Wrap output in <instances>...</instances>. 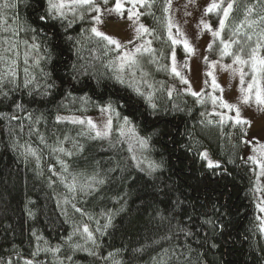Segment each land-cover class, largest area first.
Listing matches in <instances>:
<instances>
[{"label":"trees","instance_id":"obj_1","mask_svg":"<svg viewBox=\"0 0 264 264\" xmlns=\"http://www.w3.org/2000/svg\"><path fill=\"white\" fill-rule=\"evenodd\" d=\"M7 2L16 7H0V264H264V175L243 158L246 126L207 93H168L169 0L141 8L167 72L153 63L148 77L140 59L132 65L152 83V99L128 72L118 76L121 50L91 32L92 15L45 22L47 0ZM255 2L234 0L230 18ZM223 33L217 40L237 38ZM257 34L246 35L245 49ZM108 104L119 113L113 126L127 116L146 139L152 171L134 164L116 131L93 138L84 125L58 120ZM204 151L219 167L208 166Z\"/></svg>","mask_w":264,"mask_h":264},{"label":"rangeland","instance_id":"obj_2","mask_svg":"<svg viewBox=\"0 0 264 264\" xmlns=\"http://www.w3.org/2000/svg\"><path fill=\"white\" fill-rule=\"evenodd\" d=\"M255 4L248 6L246 9L243 8L241 12L242 15L233 16L230 18V14L227 20H225V30L231 34L237 35L236 40H230L228 37L229 34H225L222 38L226 42H231L230 51L233 54L239 53L243 59H248L251 55V49L256 47L257 41L260 42L261 47L257 50V54L261 57H264V38L261 36L264 32V1L259 2L255 0ZM100 3V0H97ZM213 0H170V7L168 6L167 18L171 19L174 27L172 28L173 37L181 41L187 40L188 44L194 49L193 52H188L183 43L173 45L169 39V44L171 45L168 62L170 69V82H168V93H173L172 91L179 87L183 93L192 95V92L200 93L201 95L207 93L210 97H217L216 102L218 103V109L226 115L227 117H232V121L236 122V108L240 110V119L241 121H248V123H242L246 126V148L243 153L244 160H247L253 163L257 169H259L260 164L254 163L250 157H256V160L263 161L264 156H261L260 149L261 146H264V105H258L255 101V89H253V98L249 103H243L244 93L241 92V88H247V85L252 81L253 76L255 75L251 69V63L245 65L234 64L233 56H223L220 55V50L223 45L220 43L221 40H217L219 37H214L212 31L219 30V21L223 19L222 12L217 16L211 13L206 12V9L212 4ZM221 2V0H217ZM234 0H223V6L226 7L227 3ZM115 4V0H109L108 5L101 4L102 11L100 13L92 12L87 10V6L83 8H76L74 11H69L68 8H65L64 11L66 15L72 14L73 12H84V14L91 16L92 18L96 15L101 16V23L97 24L93 18L91 22V28L96 27L99 31L103 32L106 36L112 37L117 40L121 48L117 49L115 45H110L114 50H121L118 56L113 60L114 67L117 69L118 76L122 79H127V72L129 73L128 78L130 80H136V86L140 89L146 97H151L152 99L154 88L152 83L145 77L135 76V70L131 69L133 64L125 62L124 67L121 68L120 56L124 52H129L135 55L136 60L140 59V62L144 65L143 70L147 72V76L150 75L151 65L157 70L159 75H165L167 72L163 66V63L160 61V53L157 54V51L151 52V55L147 56L144 53L143 49L149 47L147 44L148 41H151L150 47L154 49L152 44V39L148 33H141L138 38L135 31L138 24H143L146 26L140 15L138 23H134L132 20L127 18V8L131 5L127 4L125 0V12L121 16L115 12L108 13L104 11L105 8H112ZM169 4V3H168ZM141 5H137L138 11L141 13ZM251 9V11H249ZM78 15V14H77ZM241 16V17H239ZM217 20V21H216ZM201 21L210 23L212 26V31L205 29ZM216 21V22H215ZM228 21V22H227ZM262 31V32H261ZM257 32L259 34H257ZM257 34L253 39L248 40L251 44L246 49V35ZM94 34V33H93ZM183 34V35H181ZM235 37V36H233ZM217 40V41H216ZM168 47L170 48V45ZM138 46L141 47L140 52H136L135 49ZM211 46V47H210ZM241 49L243 51L241 52ZM175 51V59L177 70L180 71L188 83L184 84L180 81V78L175 76L171 72V53ZM210 51V54H209ZM143 54V55H142ZM156 54V56H155ZM142 55V56H141ZM140 57V58H139ZM206 58V59H205ZM215 67H213V63ZM187 65V67H185ZM230 66V67H225ZM149 70V71H148ZM244 73V84L241 85L240 81V71ZM211 72L212 75H208ZM215 77V82L218 87H212V80ZM260 87L264 88V74H261L260 77ZM139 82V83H138ZM207 82V83H206ZM190 89V90H189ZM172 95V94H170ZM208 95V96H209ZM193 96V95H192ZM221 100L227 102L228 104L234 105L235 107L229 111V109L221 107ZM216 106V105H215ZM215 106H212L213 112H217ZM110 113H102L101 110L96 113L89 115H75V114H60L58 117L65 118H80L86 120L91 118V120L96 123V125L103 129L105 122L107 121ZM226 117V116H224ZM112 119V115H111ZM64 121L71 122L70 119H63ZM123 124V121H118V127L113 126L112 119V130L120 134V126ZM88 130L89 126L87 123L83 124ZM134 127L132 124L124 128L125 135L122 136L127 140V144L131 150V158L134 164L141 169H148L152 171L155 167L154 161L149 156L148 152V143L142 145L139 141L146 140L138 136V134H133L129 131V128ZM92 132V131H91ZM95 136V133L92 132ZM208 159L210 160V155L207 151ZM208 160V161H209ZM212 161V160H211ZM213 162V161H212ZM261 208H264V200L259 198L258 201V211H259V220H260V232L264 235V211H261Z\"/></svg>","mask_w":264,"mask_h":264},{"label":"snow or ice","instance_id":"obj_3","mask_svg":"<svg viewBox=\"0 0 264 264\" xmlns=\"http://www.w3.org/2000/svg\"><path fill=\"white\" fill-rule=\"evenodd\" d=\"M47 2H48V15L39 17V19L41 21H45V22L48 20L49 17H51L52 19L66 18V13L64 11L65 8H68L69 11H74L76 8H83V7L87 6V10L92 11V12H96V13H100L102 11L100 5L101 4H103L105 6L108 5L109 0H100V3H98L97 0H47ZM126 2H127V4L131 5V7L127 8V18L129 20H132L134 23H138L140 15H141V13L137 9V5L139 4L141 6H148V7L151 6L147 3V0H126ZM190 2H191V0H190ZM0 7L15 8L16 4H14V3L10 4L6 0L5 4L0 5ZM169 7H170V0H169ZM232 8H233L232 2L227 3V6L224 7L223 6V0H221V2H219V3L217 2V0H213L212 4L206 9V12H208V13L217 12V14H220L222 12L223 19H221L219 21V30L212 31V26L210 23L201 21L203 27L205 29H208L209 31H212V35L214 37H219L221 35V31L225 27V20H227L229 13L232 11ZM104 11H106L108 13L115 12V13L123 16L124 12H125V0H115L114 6L112 8H105ZM165 11H168V8H166ZM249 11H251V9ZM80 18L83 19L82 14H81ZM93 18L95 19L97 24L102 22L100 15H96ZM261 19H264V17H261ZM173 27H174V25H173L171 19L169 18L167 21V29H168V36H169V39L171 40L172 44L175 45V44L183 43L184 48L188 52H190V53L193 52L194 49L188 44L187 40L181 41V40L173 37V34H172V28ZM33 31H35V30H33ZM135 31H136L137 36L139 38L141 33H148L150 30L147 27H145V25L138 24V27H136ZM91 32L94 33L97 37H100L101 39L106 41L108 45H115V47L117 49L122 47L117 40L113 39L112 37L106 36L103 32L99 31L96 27H92ZM181 35H183V34H181ZM261 36L264 37V33H262ZM249 39H251V37H249ZM220 43L223 45V47L220 50L221 57L233 56V63L234 64L245 65V64H248L249 62L251 63V69L255 75L253 76L252 81L247 85L246 89L243 87L241 88V92L244 93L243 103L247 104V103H249L250 100H252L253 89H255L254 95H255L256 103L258 105H264V88L260 87V79H259L260 75L264 74V57H261L257 54V50L261 47L260 42L257 41L256 47L251 49V55L248 59H243L239 53L233 54L230 51L231 42H225L223 39H221ZM147 44L149 45V47H146L143 50L145 52H153L154 49H152L150 47L151 41H148ZM32 47L37 48L38 45L33 44ZM141 47L142 46L136 47L135 51L137 53L140 52ZM242 51H243V49H241V52ZM119 59L121 60V65H120L121 68L124 67L125 62H127L129 64L137 63L135 55L132 53H129V52H124L123 55L119 57ZM171 60H172L171 72L174 73L175 76L179 77L180 81L182 83L187 84L188 83L187 79L183 75H181L180 71L177 70L175 51L174 50L171 53ZM215 63L216 62L213 63V65H212L213 67H215ZM185 67H187V65H185ZM225 67H230V66H225ZM13 75H15V73H13ZM208 75H212V73L209 72ZM117 79H119V77H117ZM240 81H241V85H243L244 84V73L242 70L240 71ZM121 82L123 83L122 80H121ZM212 87L213 88L218 87V85H216V82H215V77H213V80H212ZM136 91L138 92V94L143 95V93H139V89H137ZM170 94L171 93H169V95ZM191 94L194 97H199L201 95L200 93H197V92H192ZM150 98L151 97H149V99ZM217 99H218L217 97H212L213 104L216 103ZM200 102H203V101L201 100ZM152 107L155 108L156 105L152 104ZM221 107L227 108V109H229V111H231L235 106L228 104L227 102H224L221 100ZM100 110L102 113H110V114L115 113V115L119 116V113L116 112L115 108L111 104H108L107 106L102 107ZM63 119H70L71 122L74 124L83 125V124L87 123V125L89 126V131H92L95 133V136L93 138H107L111 134V128H112L111 115H109L107 121L105 122V124L103 126V129H100L96 125V123H94L91 120V118H87L86 120H84V119H80V118H76V117H72V118L58 117V120H63ZM227 119H232V117H227ZM122 120H123V124L120 126V135L124 136L125 135L124 128L126 126L131 125V120L127 116L122 117ZM235 120H236L237 124L248 123V121H241L239 108H236ZM129 131L134 134L135 133L134 127L129 128ZM139 142L142 145L147 144L146 140H140ZM59 151L64 152L65 150L63 148H60ZM34 154L35 153L33 152V155ZM260 154H261V156H264V146H261ZM67 155H72V153L68 152ZM203 156L205 159H208L207 153H204ZM250 159L254 163L260 164L261 174L264 175V162L256 160V157H250ZM61 163L63 164V161H61ZM208 166L210 168L219 167L218 164H213V162L211 160L208 161ZM65 169H66V166H65ZM100 183H103V181H100ZM75 186H76V181H75V177H73V182L71 184H69L68 187L70 190H75ZM73 207H75V205H73ZM77 211H80V209H77ZM261 211H264V208H261ZM83 232L87 234V239L92 240L93 244H95V239H94L93 233L89 230L87 225H85L83 227ZM38 239H39V237H38ZM69 239H71V238H69ZM77 247H79V246H77ZM37 250L38 251L40 250L39 246H38ZM44 251H56V252H58L59 247H57L55 249L46 248V249H44ZM89 255H95V252L90 251ZM26 264H32V261H27Z\"/></svg>","mask_w":264,"mask_h":264}]
</instances>
